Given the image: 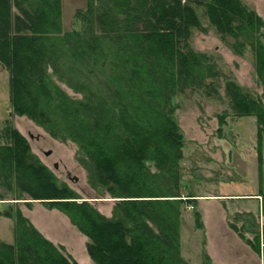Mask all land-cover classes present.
Returning <instances> with one entry per match:
<instances>
[{"label": "trees", "instance_id": "1", "mask_svg": "<svg viewBox=\"0 0 264 264\" xmlns=\"http://www.w3.org/2000/svg\"><path fill=\"white\" fill-rule=\"evenodd\" d=\"M194 2L234 51L255 57L263 97L225 83L235 115L257 119L261 158L264 19L242 0ZM83 13L82 30L64 31L62 0H0V62L9 71L13 110L78 143L91 177L118 198L114 213L59 186L16 128L11 144L0 145V180L13 177L33 199L68 213L89 238L95 264H184L181 205L196 199L182 192L185 135L174 97L198 88L218 94L221 76L213 57L191 46L200 16L191 0H89ZM55 77L83 96L69 95ZM13 212H1L14 220V242L0 239V264H80Z\"/></svg>", "mask_w": 264, "mask_h": 264}, {"label": "rangeland", "instance_id": "2", "mask_svg": "<svg viewBox=\"0 0 264 264\" xmlns=\"http://www.w3.org/2000/svg\"><path fill=\"white\" fill-rule=\"evenodd\" d=\"M194 1L191 0V3L200 16V26L192 30L191 46L211 55L221 76L217 81L218 94H209L208 90L198 88L174 97L177 105L175 116L185 135L184 158L180 162L182 192L193 194L196 199L181 205V255L184 264H204L205 254L210 256L208 264H264V210L261 195L264 194V135L260 158L257 119L255 116L235 115L225 82L227 78L234 80L255 97H263V86L258 80L252 51L246 50L241 54L234 51L209 20L205 7ZM242 1L264 19V0ZM88 2L62 0L64 31L82 30L87 25L83 12L88 9ZM93 80L95 83L96 79ZM56 81L69 95L76 98L83 96L58 78ZM12 128L18 129L27 138L33 161L46 165L55 175L59 186L67 185L79 196L76 198L78 201L87 200L106 216L113 215L118 198L91 177L82 163L83 154L78 143L70 137L63 139L53 135L37 121L13 110L9 71L0 62V145L11 144L9 130ZM151 166L155 169L152 163ZM197 201H200V207L206 205L211 209V219L206 221ZM194 203V207H191ZM41 206L43 223L49 219V223L54 220L58 223L66 221L70 223L71 229L79 230L68 213L52 207L47 201L33 199L13 177L0 180L2 211L13 212L16 209L28 217L35 207ZM221 211L224 213L223 219L218 216ZM1 212L0 217L3 215ZM8 224L14 230L12 218L9 222L0 220V236L4 238L8 237L5 232ZM45 227L63 230L62 226ZM253 243L260 247L261 252L254 248ZM73 244L76 250L71 245H67L65 250L74 259L75 255L81 258L79 254L82 252L79 251L85 250L86 244L82 240L77 243L75 239ZM93 262L91 264H95Z\"/></svg>", "mask_w": 264, "mask_h": 264}, {"label": "crops", "instance_id": "3", "mask_svg": "<svg viewBox=\"0 0 264 264\" xmlns=\"http://www.w3.org/2000/svg\"><path fill=\"white\" fill-rule=\"evenodd\" d=\"M208 200L209 198H204V200ZM212 199V198H210ZM198 202V201H197ZM195 202V203H197ZM200 202V201H199ZM199 202H198V205H199ZM192 204L193 205H195ZM194 207V206H193ZM199 207V210L202 212L204 218L207 219H211L213 213L211 211V209L209 207H207L206 205L203 207H200V205L198 206ZM224 209V208H223ZM2 210L0 209V212ZM224 213H226L225 209H224ZM224 213L221 211V213H218V216L219 218H222L223 219V215ZM28 217L30 218V220L33 222V224L39 229V231L46 237L48 238L49 240H51L52 242H54L55 244L57 245H63L66 247H68L67 245H71L73 246V240L75 239L78 243V241L82 240L84 242V244H86L85 246V250H81L79 251V253L82 252V254H79L81 255V258L76 256L75 255V259L80 263V264H83V263H87V264H91L93 262V259L91 258V256L89 255L88 253V250L86 251V247H87V243H88V237H86L85 235H83L78 229H71L70 227V223L68 222H64V221H60L59 223L54 220L56 223L50 222L51 219H49L48 222H42V206L41 207H35L31 212H30V215H28ZM5 220V222H9L10 221V218L9 217H6V216H3L1 215L0 217V220ZM54 223V224H53ZM50 224V225H48ZM11 225V224H10ZM10 225L8 224V228L5 229V232L6 234L8 235V237L4 238L2 236L3 241L5 242H8V243H13L14 242V233H13V227L10 228ZM54 225L55 227H58L59 226H62V231H57V230H54V229H49L47 227L44 228V226H52ZM43 226V228H42ZM75 248V246H73ZM82 249V248H81ZM76 250V248H75ZM72 255V254H70ZM81 259V260H80ZM83 263H82V262ZM94 263V262H93Z\"/></svg>", "mask_w": 264, "mask_h": 264}, {"label": "water", "instance_id": "4", "mask_svg": "<svg viewBox=\"0 0 264 264\" xmlns=\"http://www.w3.org/2000/svg\"><path fill=\"white\" fill-rule=\"evenodd\" d=\"M50 153H51V151L48 152V154H50Z\"/></svg>", "mask_w": 264, "mask_h": 264}]
</instances>
